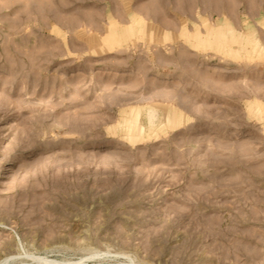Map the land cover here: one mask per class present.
I'll return each mask as SVG.
<instances>
[{
    "label": "rangeland",
    "instance_id": "1",
    "mask_svg": "<svg viewBox=\"0 0 264 264\" xmlns=\"http://www.w3.org/2000/svg\"><path fill=\"white\" fill-rule=\"evenodd\" d=\"M6 257L264 264V0H0Z\"/></svg>",
    "mask_w": 264,
    "mask_h": 264
},
{
    "label": "bare ground",
    "instance_id": "2",
    "mask_svg": "<svg viewBox=\"0 0 264 264\" xmlns=\"http://www.w3.org/2000/svg\"><path fill=\"white\" fill-rule=\"evenodd\" d=\"M152 115V114H151ZM150 115V116H151ZM153 116V115H152ZM153 120V119H152ZM14 260V258H12V257H6V258H4V259H1L0 260V264H9L11 261H13ZM45 259L44 258H39V257H37V258H33V261L34 262H43ZM46 263H50V262H47V261H45ZM79 263H82L81 261H75V262H73V261H65V262H61L60 264H79Z\"/></svg>",
    "mask_w": 264,
    "mask_h": 264
}]
</instances>
